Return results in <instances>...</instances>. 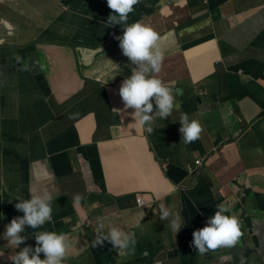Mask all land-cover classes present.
Listing matches in <instances>:
<instances>
[{"label":"crops","instance_id":"1","mask_svg":"<svg viewBox=\"0 0 264 264\" xmlns=\"http://www.w3.org/2000/svg\"><path fill=\"white\" fill-rule=\"evenodd\" d=\"M5 2L29 13L37 5L40 22L21 36L33 40L50 28L53 45L17 61L25 54L9 45L0 23V264H12L8 257L25 245L34 248L38 230L68 235L67 264H121L125 258L107 241L91 251L98 223L105 232L134 234L132 264H264V0H139L132 20L160 35L164 59L155 75L176 97L172 115L156 118L151 134L134 124L135 109H124L118 90L127 76L112 81L123 67L112 26L105 27L107 0ZM84 2L92 11L82 10ZM85 30L109 38L112 48L87 53L93 42ZM181 112L202 125L195 142L182 141ZM195 160L201 166L190 173ZM43 183L54 196L52 222L26 228L25 243L8 248L5 226L24 215L17 198L30 199ZM161 203L180 215L177 233L160 219ZM221 203L242 221L244 235L234 248L201 256L193 232Z\"/></svg>","mask_w":264,"mask_h":264},{"label":"clouds","instance_id":"2","mask_svg":"<svg viewBox=\"0 0 264 264\" xmlns=\"http://www.w3.org/2000/svg\"><path fill=\"white\" fill-rule=\"evenodd\" d=\"M138 3L139 0H107V6L112 10V14L108 16L105 27L112 26L108 31L109 37L117 46L119 54L129 59L130 62L126 64L137 65L133 70L129 67L132 70L131 75L123 80L118 90L124 109H135L131 114L134 124L151 134L156 118L163 120L172 115L176 108V97L172 94L171 87H166L155 75L160 72L164 59V52L162 51V54L157 47V41H161L160 35L151 26L139 20H132L134 13L131 12ZM128 15L132 24L128 23ZM115 25H123L124 30L114 27ZM153 48L157 50L153 52ZM16 59L22 60L21 57ZM27 68L28 65L25 64L24 69ZM150 71L152 75H149ZM176 95L182 96L183 89L177 88ZM153 98L156 104L155 116L149 115L153 112ZM179 120L181 124L179 131L185 144L200 138L203 128L198 120L190 119L185 112L180 113ZM29 192L30 199L17 198L20 202L15 204L16 210L22 211L24 215L14 217L5 226L3 233L7 244L14 249L27 240V236L23 235L26 228L38 230L46 222L53 220L54 196L47 183L41 184L35 193L32 190ZM82 199L81 194H76L74 204L79 206ZM142 204L141 200L138 205ZM216 208L215 214L207 220L206 225L193 232L194 245L201 256L221 248H234L244 235L242 221L234 214L225 215L231 212L230 206L221 203ZM159 211L160 219L168 220L171 230L177 233L181 226L180 215L174 213L173 209L164 203L159 204ZM34 234L36 246L33 248L25 245L18 252L15 251L10 255L8 260L12 264H63L71 247L68 235L47 230H38ZM105 241L118 252H126L129 255L133 254L136 245L134 234H129L118 227H110L105 232V224L98 223L92 247H102ZM41 253L44 254L45 259L40 258Z\"/></svg>","mask_w":264,"mask_h":264},{"label":"flooded vegetation","instance_id":"3","mask_svg":"<svg viewBox=\"0 0 264 264\" xmlns=\"http://www.w3.org/2000/svg\"><path fill=\"white\" fill-rule=\"evenodd\" d=\"M8 2L2 3L0 0V23H3L5 27L8 28V36L11 38L9 41V45L14 47L15 50H17L19 53H24L25 55L20 57L25 58L27 60L30 59H36L43 55H45L48 52V49L44 45H53V40H49L48 38V31L41 30L37 37L35 39H31L28 36L22 37L21 28L26 27L30 22L38 23L40 22L38 20L39 14H38V6L35 4L33 5L36 9H33L32 12H24L20 9L19 6H16L15 8H11L8 5ZM85 5H83L81 8L84 10L92 11V3L84 2ZM32 8V7H31ZM38 9V10H37ZM21 60V61H22ZM24 66V63L22 62V67ZM94 248L98 247H92L91 243V251ZM194 248H191V252H193ZM114 251V250H113ZM117 254H120V256H123L125 259L120 260L121 264H132V260H137L138 258L130 255L129 257H126L123 252L115 251ZM205 255L213 256L214 252L209 251ZM67 260L70 258L69 253H67ZM67 260H64L63 263L67 264ZM131 260V261H128ZM150 264H155V260H149Z\"/></svg>","mask_w":264,"mask_h":264},{"label":"rangeland","instance_id":"4","mask_svg":"<svg viewBox=\"0 0 264 264\" xmlns=\"http://www.w3.org/2000/svg\"><path fill=\"white\" fill-rule=\"evenodd\" d=\"M84 11V9H82ZM48 33H51V29L48 28L47 29ZM83 35L85 37H87L88 39L92 40L93 44H91L90 46H87V48L84 51H87V53H91L92 54V50L97 54V53H101V52H105L107 49H111L112 48V43L110 42V39H106L105 36H97L92 34L91 32H89L88 30L83 31ZM54 36H50V38H53ZM102 42H104L103 48L99 49V47H97L99 44H101ZM83 50V49H82ZM116 62L117 64H119L120 66L123 67V70L121 71L122 73H120V77L119 78H113V82L115 81H121L122 78H125L126 76H130L132 70L130 68H128L127 64L129 61V59L124 56L123 54H119L118 58H116ZM124 68H127L126 70ZM99 71H101L100 69H97ZM4 242H6L7 244V240H3ZM7 247H9V245L7 244Z\"/></svg>","mask_w":264,"mask_h":264},{"label":"built area","instance_id":"5","mask_svg":"<svg viewBox=\"0 0 264 264\" xmlns=\"http://www.w3.org/2000/svg\"><path fill=\"white\" fill-rule=\"evenodd\" d=\"M200 164H201L200 160H195L192 165H188V171L190 173H193V171H195L200 166ZM140 203H141V200H138V204Z\"/></svg>","mask_w":264,"mask_h":264}]
</instances>
